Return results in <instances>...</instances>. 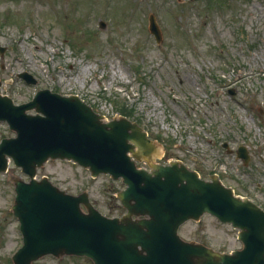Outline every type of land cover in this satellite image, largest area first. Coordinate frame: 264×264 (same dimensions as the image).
<instances>
[{
	"label": "rangeland",
	"instance_id": "374dc122",
	"mask_svg": "<svg viewBox=\"0 0 264 264\" xmlns=\"http://www.w3.org/2000/svg\"><path fill=\"white\" fill-rule=\"evenodd\" d=\"M0 44V92L15 103L49 88L78 94L112 119L123 114L119 100L156 142V161H182L206 179L218 174L264 208V0H0ZM24 71L37 83L19 77ZM13 135L0 121V141ZM44 176L69 193L88 191L107 216L126 212L121 179L93 177L66 159H50L38 169ZM17 178L29 176L11 161L0 172V264H14L23 244L12 210ZM238 232L211 214L180 227L185 239L224 252L242 246ZM33 264L94 263L49 254Z\"/></svg>",
	"mask_w": 264,
	"mask_h": 264
},
{
	"label": "water",
	"instance_id": "95a60500",
	"mask_svg": "<svg viewBox=\"0 0 264 264\" xmlns=\"http://www.w3.org/2000/svg\"><path fill=\"white\" fill-rule=\"evenodd\" d=\"M150 30L160 41L153 14ZM19 76L37 82L26 71ZM32 109L36 114L28 112ZM0 120L16 132L0 141V172L8 170L11 157L30 176L15 179L12 210L23 245L13 255L14 264H33L50 253L87 256L94 264H264V209L237 196L216 174L207 180L180 161L156 163V142L127 116L107 121L77 94L41 89L21 104L0 93ZM238 155L249 160L243 146ZM50 158L72 160L93 176L122 177L127 186L118 197L126 213L109 217L87 191L75 195L47 176L37 179L38 168ZM143 159L151 170L138 168L137 160ZM205 213L240 229L243 246L221 252L184 239L180 226Z\"/></svg>",
	"mask_w": 264,
	"mask_h": 264
},
{
	"label": "trees",
	"instance_id": "16d2710c",
	"mask_svg": "<svg viewBox=\"0 0 264 264\" xmlns=\"http://www.w3.org/2000/svg\"><path fill=\"white\" fill-rule=\"evenodd\" d=\"M118 101H117V105L120 107V110L122 111V113L126 115H130V113L127 112L128 110H127V107H125V104L122 103L121 101L119 102Z\"/></svg>",
	"mask_w": 264,
	"mask_h": 264
}]
</instances>
